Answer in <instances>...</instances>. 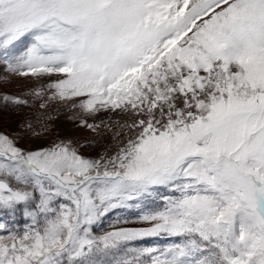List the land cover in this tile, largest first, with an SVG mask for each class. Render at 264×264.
I'll return each instance as SVG.
<instances>
[{
  "label": "snow or ice",
  "instance_id": "1",
  "mask_svg": "<svg viewBox=\"0 0 264 264\" xmlns=\"http://www.w3.org/2000/svg\"><path fill=\"white\" fill-rule=\"evenodd\" d=\"M10 76L96 136L0 132V264H264V0H0Z\"/></svg>",
  "mask_w": 264,
  "mask_h": 264
},
{
  "label": "rangeland",
  "instance_id": "2",
  "mask_svg": "<svg viewBox=\"0 0 264 264\" xmlns=\"http://www.w3.org/2000/svg\"><path fill=\"white\" fill-rule=\"evenodd\" d=\"M31 82L29 80H23L10 76L6 81H0V94H16L20 95L26 91V85ZM105 114L101 113L96 119H100ZM72 112L69 110H61L52 116L51 120H48L45 115L44 120L48 122L49 128L46 131H40L39 137L33 136L31 133L24 134V127L22 122H30L34 128H39L40 124L37 122L39 114L34 108H14L9 106L4 108L0 105V132H6L9 134L20 133L23 138L19 141V145L24 148H37L40 146H47L51 142L57 139L72 140L77 144H85L87 140L96 136V133L92 132L86 127H81L77 121L70 119ZM89 122H92L91 119ZM82 155L92 156L97 152L95 145L92 147L84 146L79 149ZM104 229H107L108 223L105 222ZM98 229L97 231H101Z\"/></svg>",
  "mask_w": 264,
  "mask_h": 264
}]
</instances>
